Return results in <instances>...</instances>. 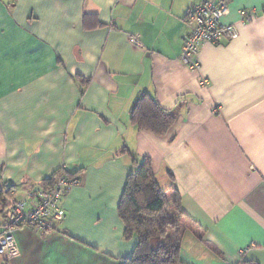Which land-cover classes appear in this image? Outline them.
<instances>
[{
    "label": "crops",
    "instance_id": "obj_1",
    "mask_svg": "<svg viewBox=\"0 0 264 264\" xmlns=\"http://www.w3.org/2000/svg\"><path fill=\"white\" fill-rule=\"evenodd\" d=\"M203 1L0 0V187L17 200L61 169L80 180L65 220L17 227L0 264H124L138 238L119 204L142 158L193 223L180 264H264V0H214L240 34L202 44L194 69L181 54ZM141 93L176 114L165 136L131 122Z\"/></svg>",
    "mask_w": 264,
    "mask_h": 264
},
{
    "label": "trees",
    "instance_id": "obj_2",
    "mask_svg": "<svg viewBox=\"0 0 264 264\" xmlns=\"http://www.w3.org/2000/svg\"><path fill=\"white\" fill-rule=\"evenodd\" d=\"M175 120L176 114L162 108L149 93H141L131 109V122L137 129L151 131L157 136H165ZM132 166L119 204V215L126 234L137 236L138 241L124 264H180L184 237L191 229L188 225L191 219L182 209L180 193L174 183L169 188H162L149 158L133 161ZM61 172L70 179L79 180L61 169L39 187L51 186ZM11 189L0 187V215L6 219L5 226L7 210L13 202ZM50 220L53 230L55 220ZM238 264L259 263L243 259Z\"/></svg>",
    "mask_w": 264,
    "mask_h": 264
},
{
    "label": "built area",
    "instance_id": "obj_3",
    "mask_svg": "<svg viewBox=\"0 0 264 264\" xmlns=\"http://www.w3.org/2000/svg\"><path fill=\"white\" fill-rule=\"evenodd\" d=\"M229 13L230 7L225 1L205 0L189 9L186 18L190 31L184 38L181 54V59L185 64L199 69L200 63L195 58L202 44H219L224 40L239 37L238 24L224 23L223 21V18ZM255 14L254 10H243L240 20L241 22L248 21ZM131 40L142 47L137 37L132 36ZM78 184L79 180L70 179L61 172L51 186H38L30 189L25 197L13 199L7 210L5 232L0 237V255H5L4 257L9 259L20 254L14 235L15 229L20 225L32 226L35 230L44 232L53 228L50 218L56 222L65 220L66 212L61 206V200Z\"/></svg>",
    "mask_w": 264,
    "mask_h": 264
},
{
    "label": "rangeland",
    "instance_id": "obj_4",
    "mask_svg": "<svg viewBox=\"0 0 264 264\" xmlns=\"http://www.w3.org/2000/svg\"><path fill=\"white\" fill-rule=\"evenodd\" d=\"M162 186V188H165V186L164 185H161ZM21 199V198H20ZM188 225H193V223H192V221H188Z\"/></svg>",
    "mask_w": 264,
    "mask_h": 264
}]
</instances>
